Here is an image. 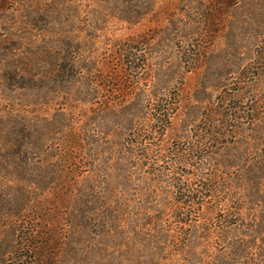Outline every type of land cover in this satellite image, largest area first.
Here are the masks:
<instances>
[{
	"label": "trees",
	"instance_id": "16d2710c",
	"mask_svg": "<svg viewBox=\"0 0 264 264\" xmlns=\"http://www.w3.org/2000/svg\"><path fill=\"white\" fill-rule=\"evenodd\" d=\"M202 14L193 30L222 35L224 68L189 107L190 70L154 73L129 41L118 46L120 65L88 69L68 50L75 38L47 33L38 53L5 66L23 88L56 85L24 109L28 134L3 133L18 121L0 117V264H92L74 246L86 238L89 253L106 257L98 264H119L132 239L151 264H264V0H209ZM192 45L180 49L183 63L206 54ZM86 86L94 97H79ZM201 213L215 222L200 223Z\"/></svg>",
	"mask_w": 264,
	"mask_h": 264
},
{
	"label": "rangeland",
	"instance_id": "374dc122",
	"mask_svg": "<svg viewBox=\"0 0 264 264\" xmlns=\"http://www.w3.org/2000/svg\"><path fill=\"white\" fill-rule=\"evenodd\" d=\"M208 1L7 0L0 8V117L5 122L15 115L18 125L13 129L10 124H4L6 127L3 129V133L19 135L20 132L16 128L24 126L25 134H28L31 116L24 113V109L29 112L38 102L37 106H40V103L52 96L48 92L50 89H54L55 83L45 84L42 82L39 90L32 85L23 88L21 82L19 85L13 81V74L9 73L10 67H5L6 65L21 64L26 56L38 53L40 47L39 41L36 42V39L52 32L65 33L70 38L76 39L69 41L68 50L71 53L74 52V55L78 54L77 63L88 69H93L98 65L111 67L120 65L117 60L118 46L122 42L129 41L133 48L132 52L138 56L137 64L146 63L154 73H157V70L163 65L173 72L178 68L190 70L184 74L182 95L185 107L196 103L193 97L199 85L215 82L216 76L213 71L224 68L222 59L225 54L217 55L224 49L222 35L200 39L198 38L200 36L196 34L197 30H193L192 27L201 26L204 19L202 9ZM17 9L22 11V18L15 15L18 14ZM126 9L128 10V21L123 15L126 14ZM186 24H189V29L184 30ZM182 37H184V44L181 43ZM188 43L202 44L207 50L206 54L197 59L198 62L195 64L183 63L180 60L182 55L180 49L182 51L183 46H187ZM184 48L183 50L187 49V47ZM5 74L10 77V80H6V82ZM237 75L236 72H233L224 77L227 78V82H232ZM106 76L107 79L110 78L108 75ZM78 80L79 82H75L73 85L77 87L82 85L83 78L79 76ZM170 81H173L172 76ZM87 84L91 85L89 82ZM85 88L79 97H94L93 93L87 96V89H90L87 86ZM109 95V93L101 91L97 96L101 98ZM178 122V118L173 120L174 128L177 127ZM174 128L166 133V142L170 143L174 140L177 132ZM254 136L255 134L249 131L246 142ZM241 141L239 139V142ZM21 177L23 178L22 175ZM215 220L216 214L201 213L199 215V222L202 224H211ZM222 237L232 238L230 234L227 237ZM130 242L132 244L131 246L129 244L128 253L119 264H151L146 253L137 247L136 239H132ZM74 246L79 254L86 255V259L92 264H98L97 262L100 261L106 262L105 256H101L102 260H100L94 251L89 253L94 247L88 238ZM108 251L109 248L103 254ZM82 255H80L81 259H83ZM160 264H165V262Z\"/></svg>",
	"mask_w": 264,
	"mask_h": 264
}]
</instances>
